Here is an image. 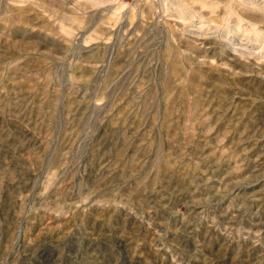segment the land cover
I'll list each match as a JSON object with an SVG mask.
<instances>
[{"label": "rangeland", "instance_id": "1", "mask_svg": "<svg viewBox=\"0 0 264 264\" xmlns=\"http://www.w3.org/2000/svg\"><path fill=\"white\" fill-rule=\"evenodd\" d=\"M0 264H264V0H0Z\"/></svg>", "mask_w": 264, "mask_h": 264}]
</instances>
